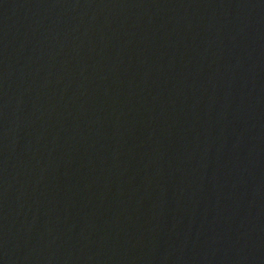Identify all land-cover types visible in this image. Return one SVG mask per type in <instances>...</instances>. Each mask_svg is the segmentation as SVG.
I'll return each instance as SVG.
<instances>
[{
	"label": "water",
	"instance_id": "obj_1",
	"mask_svg": "<svg viewBox=\"0 0 264 264\" xmlns=\"http://www.w3.org/2000/svg\"><path fill=\"white\" fill-rule=\"evenodd\" d=\"M126 0H0V206Z\"/></svg>",
	"mask_w": 264,
	"mask_h": 264
}]
</instances>
